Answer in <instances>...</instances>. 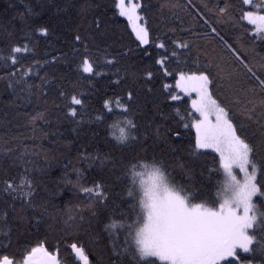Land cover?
<instances>
[{
	"label": "trees",
	"instance_id": "1",
	"mask_svg": "<svg viewBox=\"0 0 264 264\" xmlns=\"http://www.w3.org/2000/svg\"><path fill=\"white\" fill-rule=\"evenodd\" d=\"M137 1L147 2L150 7L147 13L139 12L150 32L149 45H139L127 21L115 9L114 0H54L65 8L59 13L55 8L41 11V4L47 6L53 0H0V22L12 33L11 36L0 33V57L9 54L11 45L28 43L31 49L21 54L23 59L15 67L10 61L0 59V216L7 210L11 219V206L19 209L23 199L19 197L13 200L3 191L7 182L20 186L24 191L29 185H35L39 192L37 203H45L48 212L47 215L33 216L30 222L13 233L11 251L16 252L17 256L40 239L59 242L66 238L78 245L89 244L94 257L101 259L103 264H120L121 260H127L126 256L118 255L123 247L114 238L124 234L116 231V235L111 236L105 230V224L119 220V216H111L107 206L90 205L77 184L92 187L94 183H103L111 204L112 194L121 191L120 178L124 165L134 155H145L143 139L129 147L116 144L110 127L116 117L103 107L104 101L108 100L111 107L119 112L115 102L117 98L126 101L129 90L135 93L133 119L141 126L142 137L145 127L151 124L153 130L159 125L161 131L178 127L181 133L179 139L184 141L182 145L177 143L174 133L170 134L171 138L165 137L164 141L148 139L147 155H155L163 161L170 182L183 187L185 192L198 193L194 202L216 200L222 173L214 172L211 180L207 179V169L212 167L215 154L210 153L199 161L193 160L187 149L189 141L194 143V131L188 132L182 124L177 126L171 116L162 118L169 113L174 116L177 107L183 112L190 101L182 97L181 102H169L174 105L169 107L159 102L157 94L163 83L175 84L173 76L177 66L183 68L185 63L194 66L196 50H193L192 59H188L187 53L173 58L169 64L173 76L164 77L163 70L155 65V60L164 50L157 49L155 45L164 42L170 54L175 47L173 40L194 41L201 50L200 61H211L219 55L214 50L223 49L215 41L211 29L200 19L206 16L240 50L242 58L247 57L259 68L264 60V40L256 38L253 27L240 19L242 9L253 10V7L243 5V0H168L175 7L171 10L166 8L161 13V0ZM226 3L230 14L226 22H218L214 9ZM254 5H263L262 0H254ZM82 7H86V13ZM29 8L41 14L43 22L49 26L50 35L29 41L25 35L28 29L21 30V18L28 15ZM95 18L105 21V35H97L89 30V22ZM77 32L88 38L85 42L89 44L88 52L98 75L83 72L84 46L76 45L75 51L73 48ZM118 51L126 53L124 59L116 67L106 66V58H112ZM53 56L57 57L58 62H52ZM36 61L40 62L39 67ZM21 69L29 73L23 77L26 83H16ZM149 70L154 76L151 81L146 75ZM225 70H231V66H226ZM42 78L46 83L42 82ZM117 79L121 81L119 85L114 83ZM10 83L13 85L11 88ZM35 85L42 86L39 89L33 87L29 95V86ZM61 91L67 94V101L59 95ZM213 91L220 99L225 98V90L219 86ZM73 95L84 102L83 109L74 106L82 112L75 118L79 123L65 115V104L71 103ZM38 114L43 115L32 122L31 118ZM97 115L103 119L97 121ZM8 147L13 149V153L5 151ZM173 148L178 150L175 155ZM100 158H106L103 166L100 165ZM255 159L258 164V188L264 191V175L259 171V165L264 162V153H258ZM186 162L191 163L194 179H189L179 166ZM124 194L126 196V191ZM253 201L264 211V195L258 193ZM123 207L126 208L127 204ZM93 212L96 219L91 221V228L85 225L78 231H66L69 215L79 220L77 213L88 217ZM0 243L7 241L0 240ZM235 259L236 264H264V256L259 251L239 253Z\"/></svg>",
	"mask_w": 264,
	"mask_h": 264
},
{
	"label": "snow or ice",
	"instance_id": "2",
	"mask_svg": "<svg viewBox=\"0 0 264 264\" xmlns=\"http://www.w3.org/2000/svg\"><path fill=\"white\" fill-rule=\"evenodd\" d=\"M114 3L119 16L126 17L132 25V31L139 45H149L151 40L148 27L137 23L143 19L139 12L150 11L147 2L114 0ZM243 5H252V0H243ZM40 7L42 12H46L48 8H55L58 13L65 10L54 0L49 5L41 4ZM173 7L175 6L168 0H161V13L164 9L171 10ZM82 11L86 13V7H82ZM229 14L227 3L223 7L217 5L214 9L218 22H226ZM200 19L211 29L215 41L221 45L223 51L214 50L219 53L218 57L202 62L199 57L201 50L194 41L173 40L175 47L170 54L164 42L157 43L156 48L163 49L164 52L155 60V65L163 70L164 77L173 76L169 68L173 58L187 53L188 59H192L193 50H196L194 66H189L187 63L183 68L177 66L173 76L175 84L163 83L162 89L157 90V94L160 98L159 102L169 107L174 106L169 102L182 101L181 94L188 97L190 103L183 112L177 107L174 116L169 113L162 118L168 119L171 116L177 126L182 124L188 132L194 131V143L189 141L187 149L189 157L193 160L199 161L210 153L215 154L212 167L207 169V179L211 180L214 172L219 173L222 170L223 180L218 181L216 200L203 199L202 202H194L198 193L185 192L183 187L170 182L163 161L158 160L155 155L152 157L147 155L148 139L164 141L165 137L171 138L170 134L174 133L177 143L182 145L184 141L179 139L181 133L178 127H169L161 131L159 125L153 130L151 124L145 127L142 137L141 126L133 119L135 115L133 104L136 101L132 90L128 91L126 101L117 98L115 103L119 112L111 107L108 100L104 101L103 107L116 117L115 122L110 125L112 129L119 127L121 123L124 125L119 127L120 134L114 136L116 144L129 147L140 143L143 139L145 155H134L124 165V173L120 178L121 191L112 194L111 204H109V193L103 183H94L92 187L77 184L90 205L107 206L111 216H119V220L105 224V230L111 236L116 235L117 229L126 233L124 246L118 255L127 254L135 264H156L157 260L161 264H236L238 250L244 253L259 251L260 255L264 256V211L253 201L258 193L264 195V191L258 188V164L255 159L258 153H264V60L257 68L247 60V57L242 58L240 50L218 31L215 24L210 23L206 16H201ZM240 19L256 25V38L264 40V15L242 9ZM104 24L103 19L95 18L89 22V30L103 36ZM23 29H28L25 35L29 41L50 35L48 24L43 22L41 14L34 12L32 8H29L26 17L21 18V30ZM0 33H7L9 36L12 34L3 22H0ZM86 39L88 38L77 32L73 48L75 51L76 45L83 44V72L98 75L90 58ZM30 50L28 43L22 46L11 45L9 54L0 59L10 61L15 67L23 59L21 54ZM177 50L180 52L178 53ZM125 55L126 53L122 54L118 51L112 58H106V66L116 67ZM52 62H58L57 57L53 56ZM35 64L37 67L40 66L39 61ZM226 66H231V70L226 71ZM28 74V71L21 69L16 83H26L23 77ZM146 75L148 81L154 78L151 70L147 71ZM42 82L46 83L43 78ZM114 83L119 85L121 81L117 79ZM41 86H29V95L33 87L39 89ZM217 86L225 90L224 99L217 97L213 91ZM9 87L13 85L10 83ZM149 91L153 90L150 88ZM59 95L67 101L65 92L61 91ZM74 106L84 108L83 100L75 95L71 97L70 104H65L67 109L65 115L66 118L79 123L75 118L82 115V112ZM42 115L33 116L32 122ZM95 119L101 121L103 117L97 115ZM5 151L13 153L10 147ZM172 151L175 155L178 150L173 148ZM203 162L207 164L206 160ZM105 163L106 158H100V165L103 166ZM217 163L218 167H216ZM179 166L189 179H194L190 162ZM236 170L243 174L242 181L238 178ZM259 171L264 175V162L259 165ZM3 191L13 200L19 197L23 199L20 201L19 209L14 205L11 206V219L7 210L0 216V240L7 241L0 243V253H2L0 264H61L56 257L45 250L42 244L32 247L30 251L24 249L22 259L16 258L18 254L11 251L13 233L24 227L26 222H30L33 216L47 215V205L37 203L39 192L35 185H29L27 191H24L20 186L7 182ZM124 204H127L126 208L123 207ZM77 215L79 220L76 216L69 215L66 231L72 229L78 231L85 225L91 228V221L96 219L94 212L88 217L82 213ZM69 247L76 258L73 264L78 262L89 264L83 245L73 242ZM131 261L121 260L120 264H131Z\"/></svg>",
	"mask_w": 264,
	"mask_h": 264
},
{
	"label": "flooded vegetation",
	"instance_id": "3",
	"mask_svg": "<svg viewBox=\"0 0 264 264\" xmlns=\"http://www.w3.org/2000/svg\"><path fill=\"white\" fill-rule=\"evenodd\" d=\"M116 231L118 232L121 230L117 229ZM123 234L126 235V233H123ZM124 235L116 236V237L114 236L115 240H117L118 243H121L122 247L124 246ZM41 244L43 245L45 250L50 255L56 257L58 259V261L61 262V264H73V261L76 259L74 257V254L71 253V249L69 247L71 242H69L66 238L64 240H60L59 242L55 239L50 240V241L49 240L48 241H41V239H40L39 241L28 246L27 249L30 251L32 247H37ZM79 245H83V247L85 249V254L88 256L89 264H103L101 259L94 257L95 254H94L93 250H91V248H90L91 246L89 244H79ZM121 251H122V249H121ZM23 252L19 256H17L16 258L22 259ZM124 256H126L128 261H131V257L127 256V254H125ZM78 264H82V262H78ZM131 264H135V261H131ZM156 264H158V263H156Z\"/></svg>",
	"mask_w": 264,
	"mask_h": 264
},
{
	"label": "rangeland",
	"instance_id": "4",
	"mask_svg": "<svg viewBox=\"0 0 264 264\" xmlns=\"http://www.w3.org/2000/svg\"><path fill=\"white\" fill-rule=\"evenodd\" d=\"M132 2H135V3H138V1L137 0H132ZM262 3H263V5H254V0H252V5H247V6H249V7H253V10L252 11H255L258 15H264V0H262ZM118 12V11H117ZM139 14V13H138ZM140 15V14H139ZM121 17V16H120ZM123 19H125L127 22L126 23H128V25H129V28L131 29V31H132V25L130 24V22L128 21V19L126 18V17H122ZM246 23H248L246 20H244ZM137 23H139V24H141V25H143V26H145L144 25V23H143V21H142V19L140 20V21H138ZM249 25H251V24H249ZM252 27H253V30H254V34L255 35H257V28H256V25H251ZM132 33H133V31H132ZM134 34V33H133ZM134 36H135V34H134ZM141 46H144V45H141ZM195 94L193 93V96H194ZM181 96L182 97H186V98H188L186 95H184V94H181ZM119 127H124V125L121 123L120 125H119ZM119 127H117V128H115V129H112V132H113V135L114 136H118L120 133H119ZM221 173H222V170H221ZM236 173L238 174V178L242 181L243 180V174L242 173H239V170H236ZM222 180H223V173H222ZM256 197V196H255ZM254 197V198H255ZM254 198H253V200H254ZM137 202H138V198H137ZM218 207V206H217ZM134 250V249H133ZM238 253H244L242 250H238ZM228 259H230V258H228ZM156 263H158V264H161V262L160 261H156Z\"/></svg>",
	"mask_w": 264,
	"mask_h": 264
}]
</instances>
